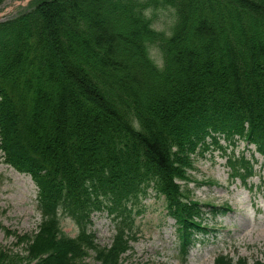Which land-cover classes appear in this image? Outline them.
I'll use <instances>...</instances> for the list:
<instances>
[{
    "label": "trees",
    "instance_id": "obj_1",
    "mask_svg": "<svg viewBox=\"0 0 264 264\" xmlns=\"http://www.w3.org/2000/svg\"><path fill=\"white\" fill-rule=\"evenodd\" d=\"M169 5L173 35L153 32L144 9ZM238 141L264 157V0H32L0 22V151L37 186L42 220L33 235L6 231L24 247L1 249L0 264H89L91 252L124 264L149 190L165 198L187 264L205 213L229 209L204 211L178 182L198 154ZM227 161L232 178L254 175L246 156ZM105 210L116 235L101 247L90 228Z\"/></svg>",
    "mask_w": 264,
    "mask_h": 264
},
{
    "label": "rangeland",
    "instance_id": "obj_2",
    "mask_svg": "<svg viewBox=\"0 0 264 264\" xmlns=\"http://www.w3.org/2000/svg\"><path fill=\"white\" fill-rule=\"evenodd\" d=\"M31 0H8L0 7V21L17 16ZM155 19H158L156 16ZM224 143V142H223ZM235 148V147H234ZM226 153L210 149L198 154L193 169L186 173L188 181L178 182L181 192L190 191L187 202L229 209L223 214L205 213L206 232L195 236L190 245L187 264H215L217 258L227 256L233 262L245 260L248 264L264 263V158L254 146L239 142L236 155L254 158L255 176L245 186L241 180H231ZM135 213L136 240L123 256L124 264H184L180 260L178 226L167 212L166 200L154 190L140 197ZM137 211H139L137 213ZM38 210V188L33 180L4 163L0 151V250L22 251L14 236L33 235L41 223ZM91 231L101 247L111 246L116 235L112 217L108 212L95 213ZM64 232L76 237L78 227L69 219L62 220ZM89 264H98L95 255L87 258Z\"/></svg>",
    "mask_w": 264,
    "mask_h": 264
},
{
    "label": "clouds",
    "instance_id": "obj_3",
    "mask_svg": "<svg viewBox=\"0 0 264 264\" xmlns=\"http://www.w3.org/2000/svg\"><path fill=\"white\" fill-rule=\"evenodd\" d=\"M174 9L169 5L167 8H160L154 10L152 7H147L143 11V16L149 21H153L149 24V28L156 33H163L166 36H172L171 28L174 24ZM155 15L158 19L153 20ZM147 56L150 60L155 62L158 67L163 66V52L154 44L145 45Z\"/></svg>",
    "mask_w": 264,
    "mask_h": 264
}]
</instances>
